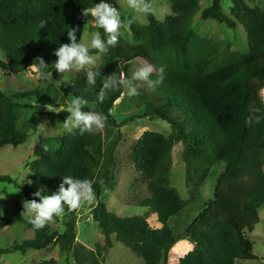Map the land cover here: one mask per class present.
Masks as SVG:
<instances>
[{"label": "trees", "instance_id": "1", "mask_svg": "<svg viewBox=\"0 0 264 264\" xmlns=\"http://www.w3.org/2000/svg\"><path fill=\"white\" fill-rule=\"evenodd\" d=\"M117 0H107L118 9ZM202 0H169L172 14L160 21L154 14L146 15L148 24H131L134 39L141 42L157 70L149 80L157 79L161 66L165 68L163 82L143 99L147 110L144 117L156 115L171 125V134L165 136L147 131L137 141L132 161L136 171L148 181L150 196L141 202L158 216L162 225L153 229L147 216L119 217L99 201L92 219L105 237V246L91 250L77 243L78 210L69 211L65 205V231L54 232L50 225L37 230L21 219L23 207L16 205L15 218H0V231L16 223H24L35 237L11 248L0 249V256L11 252L41 251L55 244L65 243L64 252L73 253L76 264H105L108 250L113 248L112 237L126 246L144 264H165L169 253L181 239H192L193 251L179 264H236L237 261L257 260L252 232L261 222L259 210L264 205V10L249 6L244 0H231V15L224 13L222 0H213L205 9L202 20H213L230 29L241 25L248 37L249 53L232 50L231 44L200 37L193 27V18ZM101 0H0V49L8 61L0 59V70L18 74L29 68L36 57H42L52 74L54 53L61 44L70 43L67 32L77 28V41L92 17L82 15L83 8L93 7ZM41 21H47L41 28ZM97 28V27H96ZM102 39L106 35L97 28ZM129 43L119 37V43L110 47L102 65L96 70L94 86L87 80L77 86L55 84L44 80V89L5 93L0 91V148L23 145L29 135L19 128L20 104L33 100L49 107H61L62 94L79 96L89 101L84 111H97L107 117L106 129L115 131V137L105 148L103 136L94 130L81 135L79 130L62 138L58 148L55 138H41L35 144L38 158L29 166L36 178L48 190L58 193L63 176L88 179L96 197L106 190H114L116 175L115 152L122 139L121 129L132 118L117 122L112 115L116 102L122 98L120 90H106L107 97L100 103L97 94L103 80L119 73L134 79L130 70L141 64V58L127 60ZM92 55H98L96 50ZM129 85V86H130ZM146 101V102H145ZM95 107H91V105ZM259 109V111H256ZM260 117V123L256 118ZM251 118V123H246ZM184 144L183 157L187 164V185L191 194L198 195L213 168L223 167L211 200L184 229L177 233L170 226L185 208L179 191L170 185L171 154L176 143ZM47 144L45 152L42 145ZM0 182L16 184L10 177L0 176ZM17 185V184H16ZM20 187V186H19ZM25 199H36L31 187H21ZM39 264H57L54 259Z\"/></svg>", "mask_w": 264, "mask_h": 264}, {"label": "rangeland", "instance_id": "2", "mask_svg": "<svg viewBox=\"0 0 264 264\" xmlns=\"http://www.w3.org/2000/svg\"><path fill=\"white\" fill-rule=\"evenodd\" d=\"M244 1L251 7H258L264 10V0ZM116 2L125 17V19L121 17L122 20L132 19L135 16L133 24H139L140 26L148 24L146 15L133 13L127 8L126 0H117ZM149 2L153 4L155 8L154 15L158 20L164 21L167 16L172 14L169 0H149ZM212 3L213 0L201 1L200 9L193 18V27L196 33L202 38L230 43L232 50L248 54V37L241 25L233 30L213 20H202V12L211 7ZM222 5L224 13L230 16L233 8L232 1L222 0ZM96 31L97 28L92 18L83 30L81 42H87L91 34ZM121 35L130 46V54L127 60L141 58V64L130 70L132 77L135 71L146 65H152L153 72H155L157 70L156 66L141 42L134 39L131 27L128 29L121 28ZM94 56L97 57L95 65L86 66L85 69L79 71L73 70L64 74L55 71L49 82L55 84L58 88H61L63 84L77 86L80 82L88 79V70L96 71L102 65L104 55L98 54ZM0 59L8 61L7 55L1 49ZM259 60L264 61V58L256 59V61ZM129 87L135 88L139 92V95L131 98L123 95L116 102V106L112 111V115L117 122L132 118L121 129L122 139L115 152V188L112 191L106 190L102 197H96L90 204L85 202L78 209L76 241L91 250H96L97 246L104 247L106 244L103 233L92 219V212L99 201L105 202L108 210L119 217L147 216L148 222L153 229L162 228V225L158 221V216L152 213L150 209L144 208L141 205V202L150 196V190L148 181L144 180L135 169L132 153L137 141L145 132L151 131L169 136L171 134V125L162 121L156 115L144 117L147 106L142 100H152L150 96L152 92L149 91L148 81L134 79L132 85ZM38 88L44 89L45 83L41 79L36 78L35 72L29 68L23 69L18 74H11L0 70V91L2 92L34 91ZM126 90L124 89V92ZM72 97L71 95L62 94L60 98L61 107L51 108L59 110L66 107ZM261 97L264 101V89L261 91ZM36 103L33 100H25L20 103L23 108L19 110L18 126L28 133L29 138L27 142L23 145H9L0 148V176L10 177L17 184L0 182V196H4L3 199H0V209L3 210V215H0V218L14 219L16 205L19 203L23 207L25 198L21 187H31L36 191L43 187L42 195H48V190L36 178L35 173L29 166L38 159L34 155L35 144L41 138H55L56 141L53 143V147L58 148L62 138L69 133L63 127V122L70 113L66 111L57 113L47 110L45 105L40 103H37L40 107L36 108ZM94 131L103 136L105 148L114 139L116 133L115 131L106 129V127L101 130L94 129ZM184 148V144L178 142L174 145L171 154L170 185L179 191L182 200L185 202L183 212L170 222V226L177 233L184 232V229L202 211L204 204L213 198L216 181L223 171V167L213 168L209 178L199 190V194H191L186 180L187 164L183 157ZM29 180L33 181L31 185L28 184ZM259 216L261 219L260 224L255 226L252 232L247 231V236L254 245V254L258 259L251 261L239 260L236 264H264V205L259 210ZM21 219L26 223H30V217L27 213L21 214ZM65 221L66 217L61 215L54 217L53 222H50L48 225H50L52 231L63 233L66 228ZM34 237V231L30 230L26 224L16 223L0 231V249L11 248L15 244H21L26 240L34 239ZM112 240L113 248L108 250L105 264H144L142 259L135 256L126 246L117 242L115 236L112 237ZM64 246L65 243H59L41 251L30 250L26 253H6L0 256V264H39L51 259H54L57 264H76L73 259V253L64 252ZM194 248L195 244L192 239L185 238L179 240L169 253L168 261L165 264H179L180 260L193 251Z\"/></svg>", "mask_w": 264, "mask_h": 264}, {"label": "clouds", "instance_id": "3", "mask_svg": "<svg viewBox=\"0 0 264 264\" xmlns=\"http://www.w3.org/2000/svg\"><path fill=\"white\" fill-rule=\"evenodd\" d=\"M126 6L133 13L148 15L154 14L155 8L149 0H126ZM82 15L84 17L91 16L93 22L97 28H102L106 35V40L102 39L99 31L93 32L87 42H78L76 32L77 28H71L67 32V37L70 43L61 44L55 51L54 55L58 58L53 65V68L61 73L72 72L73 70L79 71L85 69L86 66L95 65L97 57L91 54L92 50H96L100 54H106L110 47H114L119 43V37L121 35V28L128 29L135 19H121V13L116 7L108 3L107 0H101L100 3H96L93 7L83 8ZM47 21H41L40 27L46 26ZM48 65L45 63L42 57H36L33 64L29 67L35 72L36 78L49 80L52 73L46 71ZM153 72L152 65H146L139 68L133 74V79L148 81L149 90L154 91L165 78V68L161 66L157 72V79L155 81L149 80V75ZM99 71H87V83L90 86H94L96 81L94 76H98ZM119 81H117V74L107 77L103 80L102 88L97 94V100L100 103L107 97L106 90L118 91L119 85H123L125 92L122 95H127L129 98L138 96L139 92L135 88L129 87L131 81L124 78V73H119ZM40 107L36 103V108ZM47 110L54 112L66 111L70 115L63 122V127L69 131L79 130L81 135L91 133L94 129L101 130L106 126L107 117L97 111H84L86 107H90L89 101L85 98L76 96L72 97L66 107L59 110L53 109L48 105H45ZM95 107V105H91ZM256 111H259L257 109ZM261 118H256V123H260ZM246 123H251V118H248ZM48 145H42L45 152L48 151ZM33 181L29 180L28 184L31 185ZM43 187L35 191L32 195L39 198V202L36 199L23 201V213H27L30 217L29 222L35 229H43L47 224L53 222L54 217H59L64 214L65 205L69 211H76L87 203H92L95 198V192L93 184L88 179H76L70 175L63 176V182L59 186V191L53 195H42ZM18 191V190H17ZM15 191V192H17ZM4 196H0L3 199ZM0 215H3V210L0 209Z\"/></svg>", "mask_w": 264, "mask_h": 264}]
</instances>
